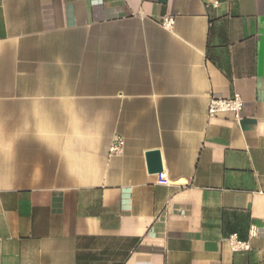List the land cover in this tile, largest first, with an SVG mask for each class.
<instances>
[{
	"label": "crops",
	"instance_id": "1",
	"mask_svg": "<svg viewBox=\"0 0 264 264\" xmlns=\"http://www.w3.org/2000/svg\"><path fill=\"white\" fill-rule=\"evenodd\" d=\"M0 264H264V0H0Z\"/></svg>",
	"mask_w": 264,
	"mask_h": 264
},
{
	"label": "built area",
	"instance_id": "2",
	"mask_svg": "<svg viewBox=\"0 0 264 264\" xmlns=\"http://www.w3.org/2000/svg\"><path fill=\"white\" fill-rule=\"evenodd\" d=\"M175 20L173 18L164 19L162 26L165 29L171 30L174 27ZM244 109V100L242 96L235 93L233 96L227 99L211 98L207 108V113L209 117H215L220 114H232L239 120ZM125 147V141L120 136H115L113 138L112 144L110 146V155L117 156L123 153ZM158 183L161 185L168 184L167 176L165 174L158 175ZM233 249L235 251H249L250 246L248 243L239 242L236 236L231 238Z\"/></svg>",
	"mask_w": 264,
	"mask_h": 264
},
{
	"label": "water",
	"instance_id": "3",
	"mask_svg": "<svg viewBox=\"0 0 264 264\" xmlns=\"http://www.w3.org/2000/svg\"><path fill=\"white\" fill-rule=\"evenodd\" d=\"M146 158L150 174L159 175L163 173L162 159L159 151L148 152Z\"/></svg>",
	"mask_w": 264,
	"mask_h": 264
}]
</instances>
